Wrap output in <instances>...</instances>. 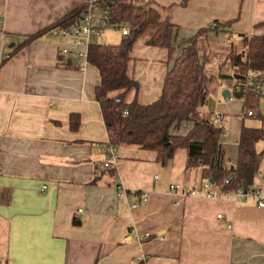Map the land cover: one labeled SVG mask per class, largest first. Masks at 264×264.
<instances>
[{"label":"crops","instance_id":"1","mask_svg":"<svg viewBox=\"0 0 264 264\" xmlns=\"http://www.w3.org/2000/svg\"><path fill=\"white\" fill-rule=\"evenodd\" d=\"M89 1L0 0V64L24 38ZM134 1L162 9V20L175 28L174 47L213 23H228L199 39L197 47L208 57L206 69L214 78L202 117L222 116L217 125L224 128V160L234 165L241 127H261L257 114L264 117V94L256 117H243L241 87L231 78L228 61L242 49L244 37H264V0ZM92 14L100 28V38L92 43L117 44L121 34L101 28L98 9ZM146 39L141 37L130 54L129 74L138 84L140 106L159 98L165 74L180 53L167 65L166 50L146 47ZM62 47L73 49L70 41L46 32L0 69L1 264H136L139 256L146 264H264V210L252 200L219 195L212 184L216 195L208 198L200 173L185 170L184 149H176L161 166L155 152L118 147L114 168L100 169L108 160L109 141L94 94L98 73L88 64L77 71L60 54ZM223 91L229 92L227 98ZM133 98L130 94L126 101ZM191 128L183 124L174 134L182 137ZM256 150L254 185H260L264 142ZM118 187L126 197L118 196Z\"/></svg>","mask_w":264,"mask_h":264},{"label":"trees","instance_id":"2","mask_svg":"<svg viewBox=\"0 0 264 264\" xmlns=\"http://www.w3.org/2000/svg\"><path fill=\"white\" fill-rule=\"evenodd\" d=\"M103 1L108 5L109 25L128 30L127 35H121L117 44L92 43L87 51V64L96 69L99 77L94 94L109 145L155 152L161 166H166L172 160L176 149H184L187 158L185 170H197L203 181L219 188V195L222 196L233 194L239 187L254 186L255 165L259 156L256 145L264 142V117L257 114L260 128L241 127L234 165L225 164L220 143L224 128L202 117L214 78L206 69L208 57L200 53L197 44L208 33H219L228 28V23H213L215 27L210 25L200 29L195 36L174 47L175 28L167 19L162 20L159 13L162 9L158 6L134 0ZM87 6L72 10L50 28L24 38L2 60L0 69L13 54L44 33L79 24L87 12ZM144 36L147 38L144 42L146 47L166 50L167 65L176 52L180 53L165 74L159 98L150 105L140 106L136 102L138 84L130 76L129 67L134 61L130 56L132 48ZM67 62L72 65L73 58L69 57ZM228 63L234 72L231 78L241 87L237 97L244 101V111L256 113L262 95L254 97L246 93L244 85L249 70L256 71L259 78L264 80V37H244L242 49L233 52ZM130 94L134 98L128 102L126 98ZM183 124H191V130L182 137L174 134ZM75 126L72 125V129Z\"/></svg>","mask_w":264,"mask_h":264},{"label":"built area","instance_id":"3","mask_svg":"<svg viewBox=\"0 0 264 264\" xmlns=\"http://www.w3.org/2000/svg\"><path fill=\"white\" fill-rule=\"evenodd\" d=\"M99 10V16L97 20L99 21L101 28L108 30L110 32H120L121 35L125 36L128 33L127 28L117 27L109 25V15H108V5L107 2L103 0H90L87 6V12L79 22L71 28H55L50 31V34L60 40V41H70L73 49L68 47H62L60 54L63 57H72L73 62L72 66L79 72H83L87 66V51L90 44H92V39L98 40L100 38L99 27L94 24V17L92 12L94 10ZM212 27H215V24H212ZM7 58V56H6ZM245 91L246 93L252 94L254 97L264 94V80L259 78V75L254 70H249L246 74L245 82ZM243 117L255 118L256 114L249 110L245 112ZM215 124H218L222 120V116L219 114H213L207 119ZM106 152L108 154V160L100 166V169H112L117 161L116 148L107 145ZM204 188L208 190L207 197L213 198L215 194V189L212 188L211 184L206 182ZM46 189L45 185L41 186V191L43 192ZM173 189V186H171ZM118 196L126 197L125 191L121 188H117ZM195 192L191 191L189 195H194ZM232 199L239 202H247L252 200L255 203V206L259 209L264 210V179L260 185L249 186L247 188L239 187L233 194ZM143 203L147 201V194H142ZM136 205H133L135 207ZM219 219L222 218L221 215L218 216ZM230 228V227H229ZM146 258L144 256H139L135 259L136 264H146ZM0 264H1V246H0Z\"/></svg>","mask_w":264,"mask_h":264},{"label":"water","instance_id":"4","mask_svg":"<svg viewBox=\"0 0 264 264\" xmlns=\"http://www.w3.org/2000/svg\"><path fill=\"white\" fill-rule=\"evenodd\" d=\"M228 95H229V92H228V91H223L222 96H223L224 98H227ZM210 182H212V180H211Z\"/></svg>","mask_w":264,"mask_h":264},{"label":"rangeland","instance_id":"5","mask_svg":"<svg viewBox=\"0 0 264 264\" xmlns=\"http://www.w3.org/2000/svg\"><path fill=\"white\" fill-rule=\"evenodd\" d=\"M206 38H207V36H206ZM212 66V65H211ZM213 70V69H212ZM214 71V70H213ZM251 122H253V124H255V125H257L258 124V120H255V119H253V121H251ZM259 127V126H258Z\"/></svg>","mask_w":264,"mask_h":264}]
</instances>
